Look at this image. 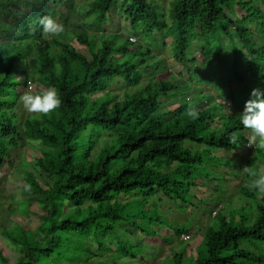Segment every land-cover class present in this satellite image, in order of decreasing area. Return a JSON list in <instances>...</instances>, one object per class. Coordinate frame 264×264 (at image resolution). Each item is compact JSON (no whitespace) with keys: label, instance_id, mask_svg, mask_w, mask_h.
I'll list each match as a JSON object with an SVG mask.
<instances>
[{"label":"trees","instance_id":"trees-1","mask_svg":"<svg viewBox=\"0 0 264 264\" xmlns=\"http://www.w3.org/2000/svg\"><path fill=\"white\" fill-rule=\"evenodd\" d=\"M122 1L86 0L85 7H80L84 5L77 0H0L1 11L10 14L16 25L0 21V167L6 162L11 168L15 151L22 147L36 153L30 172L14 167L22 177L18 190L28 198L9 201L6 209H0V237L17 255L14 264H133L136 260L145 264L139 250L133 249L131 229L158 245L164 242L159 234L171 232L183 244L180 238L193 235L196 220L186 218V227L182 224L186 219L173 220L169 213L177 210L181 215L187 205H193L197 199L191 191L200 188L199 182L226 181V173L206 171L210 165H233L227 158L220 161L212 150L239 151V140L232 144L229 137L246 130L239 116L252 90L264 92V44L252 42V30L246 26L261 22L259 30L264 33V0H173L166 14L157 11L156 0H126L124 20L132 37L139 40L136 45L130 36L103 34L110 28L111 7ZM14 5L29 11L18 16ZM233 6L245 12V20L232 21L227 12ZM79 11L87 14L84 22L90 21L92 32L85 30L70 39L68 15ZM44 16L63 25L59 35L48 34L49 42L43 39L39 23ZM156 37L171 39V57L181 65L178 74L184 71L189 76L184 82L156 78L167 70L164 60L151 52ZM141 38L151 43L141 46ZM219 39L226 40L228 47L213 51L211 42ZM196 40L207 43L203 67L187 59ZM163 41L159 43L166 48ZM219 56L223 59L214 66L224 70V80L234 88L227 89L223 82L217 83L218 88L210 87L214 80L206 83L208 90L221 93L225 87L223 99L210 92L203 98L209 106L216 98L237 102L239 107L234 105L231 111H241L229 117L218 114L221 126L215 131V113L196 109L198 118L192 119L186 111L200 101L187 98L196 88L189 82L194 76H207L200 70L210 68ZM142 69L151 70L144 81ZM117 80L124 83L121 99L110 89ZM29 81L41 89L56 88L60 106L43 116L26 110L19 113L20 96ZM104 91L109 93L91 98ZM176 100V106L168 108ZM161 105L166 112H161ZM96 130L108 132L111 143L99 144ZM248 150L264 165V152ZM238 192L256 203L252 222L246 210L250 205L219 210L198 245L189 251L170 249L164 264H264V195L258 198L259 192L250 185H239ZM160 196L172 206L163 211ZM5 198L0 194V207ZM31 204L40 211L41 242L32 231L20 227L11 235L4 227L13 209L23 205L24 212ZM0 263L10 264L1 250Z\"/></svg>","mask_w":264,"mask_h":264},{"label":"rangeland","instance_id":"rangeland-1","mask_svg":"<svg viewBox=\"0 0 264 264\" xmlns=\"http://www.w3.org/2000/svg\"><path fill=\"white\" fill-rule=\"evenodd\" d=\"M172 1L173 0H156V3L158 4V6L156 7L157 11L161 13L164 12L166 14L167 11L169 10L170 3ZM85 2L86 0H77L78 5H82V4L84 5L80 7H85L86 5ZM128 7H129V3L126 0L119 2L116 5L114 4L111 7V11L113 13L109 17L108 25L110 28L107 27L103 34L105 35V34L118 33V35H120L122 38L130 36L131 37L130 42L136 45L139 42V40L138 38L132 37V33L129 31L127 27L128 25L124 20ZM12 8L14 9V11H16V14L18 16L20 15L22 16L25 13H28L29 11L28 8H23L22 6L20 7L18 5H14V7ZM227 15L235 23L239 21H243L246 18L245 12L242 9H240L238 6H233L231 10L227 12ZM86 18H87V14L84 13V11L83 12L79 11L76 14L68 15L67 25L69 29L70 39H72L74 35L84 34L85 30L86 31L90 30L89 32H92V26L91 24H89L90 21H88L87 24L85 25L84 20H86ZM0 21L5 24H9L13 27L16 26L12 20V16L10 14L8 15V14L3 13L1 9H0ZM260 24L261 22L252 21V22L246 23V26L252 30L251 31L252 32V38H251L252 42L264 44V37H263L264 33L259 30ZM42 34H43V39L46 42H49L50 39L48 37V34H44L43 32ZM1 40L2 38L0 37V41ZM161 41H163V37H156L155 39H153L152 41L153 45L151 46V52L155 57H160L161 60H164L167 70L161 73L160 75H157L156 78L158 80L170 79L171 81L177 84H180L184 82V80H186V77L188 75L184 71H183L182 76L178 74L179 71L181 72V65L175 63L171 57V51L169 48L171 39L170 38L164 39L163 42L166 44V48H164L165 46L161 44L162 43ZM71 42L74 44L73 41ZM140 43H141V46H144L146 44H150L151 40H145L144 38H141ZM204 44H207V43L202 42L200 40L199 41L196 40L193 43L188 53V56H187V59L189 61L191 59H195L197 61L196 65L202 66V67L204 66L205 60H206V55L203 50ZM226 44H227L226 40L222 41L221 39H219L216 41V43L212 41L211 47L213 48V51H214V50H218V48H221L222 46L228 47V45ZM134 49L135 47L129 48V50H132V51ZM81 53L87 56L86 50L84 51L82 49ZM220 55L222 56V54ZM221 56L215 57V62L212 63L210 68H207L206 70L204 69L200 70V73L208 74L207 76H204V77L194 76L195 78L191 82H189V80L187 79V81L190 83L191 86H196L194 90H191L189 92V94L187 95V98L189 100H195V99L200 100L198 107H196L197 110H204L206 114L215 113V115L212 117V120L214 121L212 123V128L215 131L219 130V127L221 126V122L217 118V115L222 114L228 117L233 116L232 113L234 112H232L231 110L235 106L239 107L237 102H234L233 104V102L223 103V101H221V99H223L222 93H224L225 87L221 88V91H220L221 93H217L215 88L209 91L208 86L206 85V83H212L215 80V84H208V85L210 87L215 86L216 88H218L219 85L217 83L223 82L224 86H226L227 89L234 88L232 84H229L228 82H226V80H224V77H225L223 76L224 70L220 71V69H216L214 66V65L217 66V64H219V59H223ZM196 65H192V63H187V66L190 68L192 66L197 67ZM228 66H229L228 68L230 69L231 65H228ZM141 72L144 73V78L141 81H144L146 76H148L151 73V70L146 71L145 69L144 70L142 69ZM193 75H194V72H191L190 77H192ZM196 81L199 82L201 85L197 86ZM32 84L34 86V91L41 90V88L38 87L37 82L35 83L32 82ZM123 84L124 83L121 80H117V82L116 81L113 82L110 88L111 91L117 96H119L120 99H121L120 90L123 88L124 86ZM25 91L26 89H24V91L22 90V92H25ZM208 92L214 95L216 94L217 96L221 97V99L216 98L212 102V104H210L209 106L208 103L206 102V99L203 98L204 94L206 95L210 94ZM108 93L109 92H106V91L96 92L92 94L91 98L95 99V97L104 96V95H107ZM179 100L178 101L176 100L173 102V104H175L174 106L172 103H170V105L172 104V106L168 105V108L170 109L174 108L176 104L179 102ZM163 101H162V104H163ZM18 107H19V110H18L19 113H23L25 111L21 102L18 103ZM161 107H160L161 112H166L167 108L162 107L161 109ZM239 110L241 111V109ZM238 112H235L234 114H237ZM95 133L98 137L96 138L99 139L98 141L99 144H101L102 140H106L108 143H111V141L108 138V135H109L108 132H104L102 130H98V131L96 130ZM237 133H239V141H238L239 142L238 145L240 146L239 151L234 150L233 152V151H226L224 149L212 150L216 156H219L217 158L219 159L221 158L223 160L227 158L228 161L232 163L233 165H231L230 167H223L220 164L219 166L210 165L212 166V168H210V166L209 167L206 166V171L213 170L215 172H219L220 174L226 173L227 175V177L225 178L226 181L224 182L221 181L218 183L211 182L209 183V185H208V182H203V184L201 185L203 186L205 184V186L206 187L209 186L211 190L218 191L217 195H219V197L221 198V204L219 205V210H221V207H223L225 210H231V209L238 210L240 206H244L246 208L250 205L248 208H246V210H249L247 212V215L251 216L250 221L252 222L254 219V215L256 213L255 203L242 197L238 192V186L239 185L240 186L241 185L243 186L251 185V181L253 178L250 176L249 177L246 176V174L243 173L242 171V169L245 166L253 165L256 169H259L263 167V165H261L256 160H254L255 157H253L252 155L253 152H250L248 150V148H255L254 146L252 147L248 146L247 137L250 136L249 130L246 129L244 130V132H237ZM261 152H264V151H261ZM35 156H36V153L32 149L22 147L21 149L15 151L13 155V158H15V162H13L14 164L11 168L6 166L5 164L6 162L4 163V165L0 167V194L6 196V198L3 199V204L1 205L0 209L1 208L6 209L7 205L9 204V201H12V202H15L16 200L25 201L28 198V196L23 191L18 190L20 185H23L22 180H21L22 177L20 174L16 173L14 167L19 166L18 170L21 173L30 172L32 170V165L34 163L33 158ZM207 192L208 191L203 192V190L200 187L199 189L193 188L191 191V194L194 195L196 199L198 200L201 197L207 198V195H206ZM257 197L259 198L260 196L257 194ZM159 198L162 200V203L158 205L163 211L167 209L168 206L169 207L172 206L171 203L166 204L164 198H162L161 196ZM197 200H192L193 205L191 206L187 205V210L185 213L182 209L179 210V212L184 213V214L179 215L176 213L177 210L176 211L173 210L168 215L169 218H172V219L175 218L176 220H179L180 222H183L184 219L189 218V217H191L192 220H196L194 222V227L191 231V234L193 235H191L189 239H186L184 237L180 238V240L183 241V244L181 245H179L178 240L174 236L171 235V232H167V234H162V235L159 234L160 236L164 237V242L158 245L157 241L152 242L153 241L152 239L144 238V236L140 235L135 230L131 229L128 231L130 235V241L133 245V249L135 250L138 249L139 253L141 254V256H143L144 260H147V263L145 264H164L165 259L169 257L168 251L170 249L176 250L177 249L176 247L178 248L186 247V249L189 251L188 249L189 247L194 248L196 245L200 243L203 237V234L205 232V229L211 224V221H212V217L208 214L205 208H207L208 203H211L214 201L206 202L202 206V204ZM11 206L14 207V204ZM18 206H21L19 207V210L15 208L13 209L12 214H10V216H6L7 221L4 222L5 229H7L11 235H15L19 232V228L22 227L24 230L32 231L35 235L36 241L41 242L44 236H43L42 229L40 227L41 220L37 216L40 213L39 208L37 207L36 204H31L29 206V209L23 212L21 211L23 205H18ZM187 220L189 219H186L182 223L186 227L188 226ZM153 232L155 234L158 233L157 227L153 229ZM88 239L89 238H87L86 241ZM107 243L110 245L111 243L114 244L112 241H107ZM150 249L151 250L153 249L151 254L149 253ZM0 250H1L2 255L8 260L10 264H14L16 262L17 255L9 247H7V243L4 241L2 237H0ZM139 262H140L139 260H136V261H133V264H140Z\"/></svg>","mask_w":264,"mask_h":264},{"label":"clouds","instance_id":"clouds-1","mask_svg":"<svg viewBox=\"0 0 264 264\" xmlns=\"http://www.w3.org/2000/svg\"><path fill=\"white\" fill-rule=\"evenodd\" d=\"M39 23L43 28L44 34L59 35L63 31V25L58 23L51 16L42 17ZM20 102L28 113L43 116L48 115L57 109L61 104V98L56 88L48 87L39 91H34V86L32 82L29 81L26 91L20 96ZM186 115L192 119L198 118V112L192 105H189ZM239 117L243 128L248 129L250 132V136L247 137L248 146H254L256 151H264V92L260 89H253L251 92V98L246 101L244 111ZM229 140L230 143L236 144L239 140V133H233L229 137ZM242 171L253 178L250 187L253 190L258 191L259 196H263L264 165L259 169H256L253 165L245 166ZM203 182H208V185L211 183L208 180H204L199 182L198 185L203 184ZM199 187H201L203 192L208 191L206 193L207 198L201 197L198 199L202 206L206 202L214 201L208 203L207 208L204 207L208 214L213 218V216L219 211V205L221 204V202L217 203V199L221 200L219 195H217L218 191L211 190L209 186L206 187L205 184ZM221 210H223L222 212L235 211L233 209L225 210L223 207H221Z\"/></svg>","mask_w":264,"mask_h":264}]
</instances>
